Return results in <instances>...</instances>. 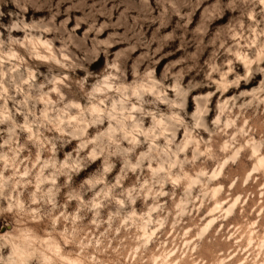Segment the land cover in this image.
<instances>
[{"label":"rangeland","instance_id":"obj_1","mask_svg":"<svg viewBox=\"0 0 264 264\" xmlns=\"http://www.w3.org/2000/svg\"><path fill=\"white\" fill-rule=\"evenodd\" d=\"M263 44L260 0H0V65L13 76L22 73L25 81L23 90L9 89L5 83L0 91V172L5 178L19 172L17 180L32 181L17 185L24 193L21 199L30 192L37 199L43 191L49 193L45 198L53 203L31 205L34 215L41 216L31 221L41 230L38 235L51 233L62 251L80 252L79 264H138L143 251L139 242L147 249V264H153L149 256L155 264H218L220 259L238 264L245 258L246 264H264V247L259 245L264 207L258 203L264 176L244 183L246 170L252 168L244 152L224 167L219 179L209 181L243 142L245 117L250 134L264 150V101L250 94L264 88V62L255 61L248 75L239 57L256 59ZM29 80L35 91L22 106ZM259 96L264 98V91ZM69 104L79 108L66 107ZM92 104L101 108L100 115L92 113ZM65 112L69 118L86 117L75 135L64 124ZM50 115L58 121L52 131ZM156 119H163L168 131L162 134ZM197 139L202 152L195 146ZM145 140L161 147L168 144L175 153L178 167L172 180L177 199L145 197L147 204L136 199L134 206L121 211L116 182L127 171L121 162L123 150L135 145L136 154L143 155L151 146ZM228 141L231 147L224 151ZM14 153L25 162L18 169L6 162ZM194 158L195 164L186 162ZM180 166L193 179L201 171L207 176L190 184L181 177ZM29 171L32 174L25 175ZM127 175L125 189L135 186L140 174ZM205 182L206 188L201 186ZM189 185L194 202L184 198ZM215 186L222 187L217 198L211 193ZM171 189L169 184L164 191ZM237 198L234 213L224 218V210ZM157 200L164 214L153 211ZM216 202L224 208L217 211L219 223L202 238L199 232ZM10 206L0 200V208ZM165 216L166 225L153 227L151 233L140 226L141 218L157 225ZM53 223L56 233H71L79 245L72 240L59 243L63 237L52 233ZM17 227L14 213H0V234L16 232ZM133 235L136 241L128 238ZM160 242L165 247L157 253ZM108 243L111 247L104 252L95 250ZM128 245L137 249L134 259ZM88 254L91 260L85 259ZM30 258L28 251L26 264H31Z\"/></svg>","mask_w":264,"mask_h":264},{"label":"clouds","instance_id":"obj_2","mask_svg":"<svg viewBox=\"0 0 264 264\" xmlns=\"http://www.w3.org/2000/svg\"><path fill=\"white\" fill-rule=\"evenodd\" d=\"M15 71V69H13ZM119 71V70H117ZM34 79V77H33ZM7 83L9 89H20L23 90L24 86V77L22 73L17 72L15 76H13L10 72L5 73L4 68L0 65V91L3 90L4 84ZM29 91L25 93V104L22 106H26V101L28 99H32L29 95L30 92L35 91L34 88L31 87L32 81L29 80ZM4 99H9V97L5 94L3 96ZM14 99V97H12ZM63 101L61 100V103ZM66 107L68 108H79L78 104H69ZM35 109L33 107V113ZM86 110L81 109V112ZM65 117L64 124L65 126L71 131L76 127L77 124L80 123L81 120L85 119L83 115L79 117L77 120H72L68 117V114L62 113ZM141 115H147V113L142 112ZM39 119V118H37ZM125 119H131L130 116L125 117ZM48 123L52 124L53 127L49 130L52 131L55 127L58 126V121L56 116L50 115L48 117ZM43 126V125H41ZM71 134L75 135V132H71ZM142 134V133H141ZM155 135V134H154ZM158 138V137H157ZM167 138V137H166ZM55 140H60V137H55ZM144 143L151 144V140H145ZM109 147L108 144H105V148ZM183 151V149H181ZM115 155V153H112ZM123 158L121 160L124 168L127 171H124L121 174V179L116 182V186L121 189L120 196L122 199L119 201L121 204V211L128 208L130 209L132 206L135 205L136 199H141L143 203L147 204V199H155L157 197L168 196L169 200L175 202L177 199L176 187L177 185L173 183L172 176L176 173L174 169L178 167L174 160L175 153L172 152L171 148L168 144H165L163 147L157 144H151L150 147L145 149V153L143 155L136 154V146L134 145L132 148L124 149L123 150ZM135 160V162H134ZM6 162L9 164V167L13 169H18L20 164H24V161H18L15 153L12 155L11 159H6ZM146 162V163H145ZM189 164H195V158L190 161H186ZM37 163H40L37 161ZM206 163V161L202 162ZM159 164V168H153L152 165ZM114 166V165H113ZM137 173L139 172L140 175L137 176L136 181L134 182L135 186L125 189L123 187L122 181L128 178V172ZM145 172L148 173L147 177L144 178ZM179 173L184 180H188L189 177L184 172L182 166L179 167ZM31 171L25 173V175H31ZM20 175L19 172H14L12 176L5 178L3 173L0 172V200H7L9 201L10 207H3L0 208V213L3 212H11L15 214L17 219V231L11 238H6L0 240V264H22L20 259L14 255L13 249L16 247L26 248L29 253L31 254V264H63L65 258L69 255H75L78 259L80 257V252L75 251L74 249H70L68 251L57 252L55 251V243L50 248L49 246L45 245L43 240L38 235V232L41 231L37 228V226L31 223L34 219H40V215H34V210L32 209L31 205L33 203H43L49 204L53 203V201L46 199L45 197L48 196L47 191H43L42 195L37 199V195L35 192L28 193L27 197L21 199L24 195L23 192L17 191V185L23 186L24 184L32 183V181L28 180H17L16 177ZM207 176L206 172H199L197 173V177ZM172 185L171 191H164V189L169 185ZM193 185H189L188 188L184 191V198L186 200L191 199L194 202V197L191 196V187ZM202 187H207V182L201 185ZM159 189L157 191L156 189ZM37 191H41L39 185H37ZM111 199L115 200V197H111ZM157 208H154L153 211H159V213L164 214L165 209L163 206H159L157 200ZM53 207L55 205L53 204ZM170 215V213H169ZM43 216H47L51 219L49 213H44ZM115 218V217H114ZM141 228L151 233L153 227H164L166 225L167 216H165V220L158 221L157 225H152L151 222L147 220L146 217L141 218ZM49 227L52 229V233H56L55 224H50ZM31 232L32 237L30 240L25 241L23 239L24 232ZM109 231L114 232V229H109ZM51 236V233L49 234ZM56 235H61L63 239L59 241V243H64L67 240H72L71 233H56ZM138 235V234H137ZM137 235H133L128 237L131 241L137 240ZM161 235L166 236L167 233L161 232ZM105 239H107V235H105ZM159 241V237L156 238ZM74 245H79L78 240H72ZM122 243V242H121ZM140 243V248L143 249L140 254V260L138 264H147L144 259L145 252L147 249L144 248L143 242ZM95 247V246H94ZM111 244H106L105 248L96 247L95 250L97 252H104L107 248H110ZM127 247L131 248L130 255L134 259L137 255V249L134 245H128ZM165 247L163 242H160V246L156 248V252L160 253L162 249ZM5 249L8 251L5 252ZM83 251V249H81ZM113 251H116L115 249ZM86 260H91V254H88L85 257ZM164 257H161L163 260ZM149 260L153 261L155 264L154 256H149ZM95 264H100V261H96ZM175 264V262H173Z\"/></svg>","mask_w":264,"mask_h":264},{"label":"bare ground","instance_id":"obj_3","mask_svg":"<svg viewBox=\"0 0 264 264\" xmlns=\"http://www.w3.org/2000/svg\"><path fill=\"white\" fill-rule=\"evenodd\" d=\"M260 3L264 7V0H260ZM39 41L41 42V40H39ZM44 43H46V42H44ZM41 45H43V42H42ZM44 46H45V44H44ZM48 46H49V44H48ZM35 48H36V45H35ZM46 51H47V48H46ZM50 53H52V52H50ZM239 57L241 58L244 66L246 68V73L249 75V73L252 71V65L254 64L255 61H258L259 63L264 62V47L263 48H259L256 59H252L249 56H246V55L240 54V53H239ZM263 91H264V88L263 87H260L259 89L253 90L250 94H251L252 97L256 98L258 101L263 102L264 101L263 96H259V94L261 92H263ZM134 108L135 107L133 106V109ZM91 111H92L93 114L95 113V114H98V115H100L102 113L101 108H99L95 104H92ZM70 119L77 120V118H75V117H70ZM232 123H235V122H232ZM157 125L162 128L161 129L162 134L164 132L168 131V129H167V127H166L163 119L157 120ZM137 131H139V130H137ZM240 131H241V133L243 135V138H244L243 139V142L239 145V147L233 148V150L231 151V156L228 157L225 160V162L220 165V167L218 169L214 170V172L209 176V181H216L217 179H219V177L223 173L224 167L230 161H235L244 152H248L249 157H250V159L252 161V168L246 170L245 177H244V183H246L247 185H250V180H255L258 177V175L264 176V150H263V144H262L261 141L258 140V138H257L256 135L250 134V123L248 122V117H245L244 122H243V125H242ZM73 132H75L76 134L78 133V125H76V127L73 130ZM132 138H133V140H137L134 134H132ZM195 146H196L197 149H199L200 152H202V144H201V141L200 140L197 139L195 141ZM230 147H231V142L230 141L225 142L222 145V148H223L224 151L227 150V149L229 150ZM244 167H245V169H247L246 168L247 167V163L246 162H244ZM187 176L189 177V179L187 181H189L190 184H196V183H200L201 182L200 178L193 179V177L191 178V176L189 174H187ZM221 190H222V187L221 186H215V187H213L212 190H211V193H212L213 197L214 198H217L219 196ZM258 200H259L258 203H260L261 206H262V208H263L264 207V193H261L260 194V199H258ZM238 201H239V198H237L235 201H233V203H231V205L227 209H225V210L222 207V205H223L222 203L216 202L215 207L209 211V218L210 219L202 227V229L200 230L199 236H201V237L204 236L206 233L210 232L212 229H214L217 226V224L219 223V218L216 216L218 210H224V213H225V217L224 218H228L230 215H232L234 213V210H235V208H236V206L238 204ZM254 225H255V223H251L250 224L251 227H253ZM254 232L255 231L252 229L250 233H254ZM15 233L16 232H14V231H6V232H3L2 234H0V239L11 238ZM253 236L254 235H250L249 236V240L250 241L253 240ZM31 237H32V233L30 231L23 233V239L25 241L30 240ZM40 238L43 241H45L46 242V245L49 246L50 248L55 243L56 247H55L54 250L57 251V252H62V248L58 244V242L56 240H54L53 238H51L49 235L48 236H45V237H40ZM259 245L262 248L264 247V234L259 239ZM13 251H14V255L20 259V261L22 262V264H26L25 254L28 253V250L26 248L16 247V248L13 249ZM234 256H236V255H234ZM65 261H67V262H69L71 264H79V261L80 260L78 258H74V257H71V256H67L65 258ZM225 261H226L225 259H220L218 261V264H225ZM194 263L195 262L192 261L190 264H194ZM238 264H246V258H245V260L238 261Z\"/></svg>","mask_w":264,"mask_h":264}]
</instances>
